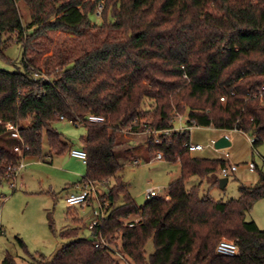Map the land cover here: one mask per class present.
I'll use <instances>...</instances> for the list:
<instances>
[{
	"label": "trees",
	"instance_id": "16d2710c",
	"mask_svg": "<svg viewBox=\"0 0 264 264\" xmlns=\"http://www.w3.org/2000/svg\"><path fill=\"white\" fill-rule=\"evenodd\" d=\"M49 32L61 37L53 40ZM12 43L21 46L23 59L17 71L0 69V178L18 160L14 148L21 142L29 147L26 156L40 161L67 153L69 143L54 128L63 117L85 128L82 182L115 180L98 198L109 214L88 229L92 238L78 237L79 227L63 230L59 237L71 241L37 264H119L116 252L132 264H264V231L245 220L264 198V184L240 187L239 198L226 202L200 198L186 182L224 162L191 156L187 132L160 136V144L151 135L172 128L181 115L189 127L240 131L253 147L264 142V0H0V59L10 62L3 51ZM46 45L53 54L39 66ZM11 126L20 139L8 138ZM122 132H149L148 153L179 162L181 176L166 198L138 206L121 183ZM135 219L134 227L126 224ZM100 238L107 246L95 247ZM149 240L154 253L147 261ZM221 241L235 243L238 254H218ZM0 264L16 261L6 255Z\"/></svg>",
	"mask_w": 264,
	"mask_h": 264
},
{
	"label": "rangeland",
	"instance_id": "374dc122",
	"mask_svg": "<svg viewBox=\"0 0 264 264\" xmlns=\"http://www.w3.org/2000/svg\"><path fill=\"white\" fill-rule=\"evenodd\" d=\"M19 10L22 19L28 20L29 14L26 7L20 4ZM94 20L97 22V17ZM48 35L53 40L61 37L58 32H49ZM41 51L43 55L39 66L42 65L45 57L53 54V49L49 45ZM3 53L10 62L0 59L1 70L12 72L22 68L21 46L12 43L4 49ZM44 77L50 78L46 74ZM149 107L150 104L146 102L145 108ZM182 117V122L185 123L186 117ZM177 120L175 117L172 120L175 127L179 125ZM142 122H150V118H145ZM184 127L189 133L191 142L205 147L203 151L191 153V156L223 161L226 167L232 164L237 166V171L226 178L227 183L224 188L219 186V180L222 178L219 169L203 179L191 177L186 182L187 189L197 187L200 198L226 202L239 198L240 187L252 188L264 184V142L253 147L249 135L240 131L189 127L187 124ZM54 128L72 149L81 148L80 137L85 134L83 126H77L68 120H60L55 122ZM225 135L230 138V146L216 149L211 142ZM148 136L147 132L119 134L118 140L121 146L117 149V154L122 167L119 174L120 181L134 198L143 195L150 188L158 189L160 196L166 198L169 184L181 176V167L179 162L157 160L154 156L152 157L148 153L146 144ZM8 138L11 140L15 137L10 134ZM43 152L48 153L46 140L43 142ZM226 153L228 156L225 155ZM51 157L50 155L47 158ZM46 161H38L34 157L26 156L25 167L16 178L15 190L10 187L6 176L0 178V263L6 255L12 256L16 264H37L39 260L50 261L63 245L71 241V239L59 237L60 232L67 230L68 227H79L81 230L78 232V237L80 238H92L87 227L95 218L94 211L97 212V216L99 215L98 202L91 200L89 201L91 205L83 208H71L65 202L67 195L74 191V187L84 176L86 164L78 159L70 158L68 152L53 156L51 163H48L50 160L44 163ZM251 162L256 165L254 172L248 170V163ZM114 185V179L108 180L105 184H96L97 198L103 197ZM118 198L115 207L121 205L122 196L119 195ZM108 214L109 211L105 210L102 218H106ZM74 218L82 220L83 224L81 222L79 225L73 224ZM245 220L254 222L261 231H264V198L255 202L245 213ZM50 224H52L51 228ZM18 239L25 245L24 249L20 246ZM111 248L117 250L114 247ZM145 252L148 261L149 256L154 253L152 240L145 245ZM114 255L119 264H132L119 256L117 252Z\"/></svg>",
	"mask_w": 264,
	"mask_h": 264
},
{
	"label": "built area",
	"instance_id": "2783aa9c",
	"mask_svg": "<svg viewBox=\"0 0 264 264\" xmlns=\"http://www.w3.org/2000/svg\"><path fill=\"white\" fill-rule=\"evenodd\" d=\"M102 11V6L99 5L98 9H97V15H100ZM35 77L38 79L40 78L43 81H48V78H45L44 75L39 76V75H35ZM264 89V87L262 88V90ZM224 99L221 98V101H223ZM175 118H177L178 120V126L175 127L174 123L172 128L168 129V130H164V131H153L151 133V135L154 136V143L155 144H160L162 142V140L159 138L160 136H164V138L169 137L172 133H184L185 131V123L182 122V116L181 115H176ZM60 120L64 121L66 119H64L63 117H60ZM88 121L89 122H102L103 119L100 117H95V116H89L88 117ZM72 124L75 125H80L79 123H74L72 121H69ZM8 126V125H7ZM11 135L15 138L20 139L19 134H18V128L17 127H12L11 126ZM149 133V132H148ZM224 138L230 143V138L225 135ZM216 141H212L211 144L214 145ZM250 142H252V139H250ZM184 147L188 150V152L193 153V152H199V151H203L205 149L204 146H202L199 143H194L189 141L188 143L184 144ZM14 151L16 152V154L18 155V160L16 162H11L9 163L6 168H5V174L8 177V182H10V187L15 190L16 188V178L18 177L19 172L25 167V163H24V159L26 157V152L29 151V147L24 145L23 143L20 146H16L14 148ZM69 155L73 158H76L80 161H82L83 163H86L87 160V155L86 152L82 149H71L69 151ZM226 156H228V154H225ZM157 160H163L162 155L158 154L156 156ZM248 170L250 172H254L256 170V165L254 163H248ZM235 171H237V166L236 165H229L228 167L223 166L220 168V174L222 176V178H227L231 173H234ZM96 184L91 183L89 181L86 182H82L81 183V187H80V191L78 193L75 194H70L66 197L65 202L67 204L68 207H86L89 205V200H94L95 202H98L99 205V215L97 216V212L94 211V215L95 218L88 224V229H92L94 226H96L102 218L104 211H105V207L107 206V203L101 205L98 201V198L96 196V189H95ZM145 201H149L152 199H155L157 197L160 196L158 189H153L150 188L149 190H147L146 193L143 194ZM139 221V219H135L134 221H130L127 222V225L129 227H134V225ZM95 247H99V246H107V243L102 239H98L95 242ZM216 252L218 254L224 255V256H236L239 252V249L237 247V245L233 242H227V241H221L217 247H216Z\"/></svg>",
	"mask_w": 264,
	"mask_h": 264
},
{
	"label": "water",
	"instance_id": "95a60500",
	"mask_svg": "<svg viewBox=\"0 0 264 264\" xmlns=\"http://www.w3.org/2000/svg\"><path fill=\"white\" fill-rule=\"evenodd\" d=\"M228 146H230V143L224 137H222L219 140H217L215 142V144H214V147L216 149H222V148H225V147H228ZM226 183H227V179L226 178H221L219 180V186H220V188H224V186L226 185ZM134 200H135V202H136V204L138 206H142L146 202L143 195L137 196L136 198H134Z\"/></svg>",
	"mask_w": 264,
	"mask_h": 264
},
{
	"label": "crops",
	"instance_id": "0c3cea01",
	"mask_svg": "<svg viewBox=\"0 0 264 264\" xmlns=\"http://www.w3.org/2000/svg\"><path fill=\"white\" fill-rule=\"evenodd\" d=\"M72 148L70 147V149L67 151L68 152V154H69V151L71 150ZM75 149V148H74ZM76 149H81V148H76ZM52 157L53 156H56V155H51ZM52 157L51 158H49L48 160H50V162H48V163H51L52 161ZM69 157L70 158H73V157H71L70 155H69ZM36 159V158H35ZM73 159H76V158H73ZM38 160V159H37ZM77 160V159H76ZM38 161H40V160H38ZM25 163V162H24ZM44 163H47V162H44ZM85 164V163H84ZM83 178V177H82ZM82 178H81V181L80 182H78V184L74 187V191H72L70 194H75V193H78L79 191H80V187H81V182H82ZM70 194H68V195H70ZM67 195V196H68ZM89 205H91L90 203H89ZM88 205V206H89ZM93 220V219H92ZM69 228V227H68ZM62 232V231H61Z\"/></svg>",
	"mask_w": 264,
	"mask_h": 264
}]
</instances>
